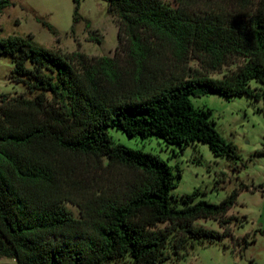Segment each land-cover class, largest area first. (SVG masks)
<instances>
[{
    "label": "trees",
    "instance_id": "obj_1",
    "mask_svg": "<svg viewBox=\"0 0 264 264\" xmlns=\"http://www.w3.org/2000/svg\"><path fill=\"white\" fill-rule=\"evenodd\" d=\"M104 1L134 65L130 85L117 74L114 58L90 61L75 52L79 68L36 44L32 34L0 37V55L14 62L10 79L35 94H0V257L17 264H102L126 255L132 264L164 261L171 258L166 248L175 233V252L188 239L231 236L237 218L227 214L241 189H250L241 184L220 202L194 201L195 190L180 207L172 198L179 166L116 142L109 130L142 139L155 135L181 148L203 142L216 156L240 158L238 146L218 131L211 109L196 107L192 98L247 95L262 101L264 112V0H174L176 6L165 0ZM74 2L73 26L83 18L80 0ZM11 4L0 0V17ZM168 53L180 63L194 55L210 71L232 57L243 62L221 78L187 77L160 63ZM76 156L107 157V166L131 173L88 203L83 223L55 193L69 173L68 158ZM200 218L219 220L224 231L194 225ZM255 241L245 235L242 248Z\"/></svg>",
    "mask_w": 264,
    "mask_h": 264
},
{
    "label": "rangeland",
    "instance_id": "obj_2",
    "mask_svg": "<svg viewBox=\"0 0 264 264\" xmlns=\"http://www.w3.org/2000/svg\"><path fill=\"white\" fill-rule=\"evenodd\" d=\"M0 17V37L11 34L28 36L32 34L36 44L50 49L68 61L82 67V62L73 56L80 52L88 60L98 57H111L123 82L131 83L134 69L126 44H120L117 17L108 10L104 0H80L82 20L73 26L74 0H11ZM174 5V0H165ZM41 20L52 24V33ZM89 22V23H88ZM180 63L168 53L160 60L167 71H175L184 76L209 74L221 78L230 74L243 62L242 58L232 57L221 69L208 70L194 55ZM14 62L10 55H0V94L19 97L22 94L34 98L22 83L10 79ZM130 85V84H129ZM252 86H262L252 81ZM199 108H209L218 131L232 140L239 149L240 158L216 156L208 144L198 142L185 148L166 143L162 138L151 135L147 139L130 137L123 130L110 128L116 142L132 148L152 151L181 169L177 176V187L172 190L173 202L180 207L185 205L184 196L195 190L194 201L206 199L220 202L235 187L247 184L250 189H241L237 203L227 216L234 219L230 223L231 236L216 239L194 240L175 252L176 240L173 234L166 253L171 258L153 264H264V112L263 102L247 95L227 97L219 92H211L201 97H193ZM69 173H64L62 184L55 193L62 198L61 205L74 218L85 222L88 203L92 202L102 189L108 190L117 183L126 181L131 173L115 166H107V157L102 161L88 156L68 158ZM177 171V167L175 168ZM256 190H254V189ZM162 223L159 227H165ZM194 225H203L223 232L219 220L200 218ZM256 241L246 249L242 248L244 236ZM60 239V238H56ZM0 263L17 264L14 258L0 257ZM102 264H132L128 255L107 260Z\"/></svg>",
    "mask_w": 264,
    "mask_h": 264
}]
</instances>
